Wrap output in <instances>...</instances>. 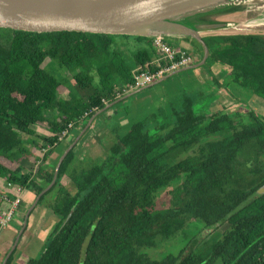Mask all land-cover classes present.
I'll return each instance as SVG.
<instances>
[{
	"label": "trees",
	"instance_id": "16d2710c",
	"mask_svg": "<svg viewBox=\"0 0 264 264\" xmlns=\"http://www.w3.org/2000/svg\"><path fill=\"white\" fill-rule=\"evenodd\" d=\"M204 40L211 61L224 66L232 83L264 100V36ZM152 41L0 29V178L39 195L53 179L58 160H48L69 125L86 123L85 113L102 109L104 98L114 100L119 85H134L137 73L154 70ZM46 59L72 74L82 97L59 98L69 80L42 68ZM193 105L185 98L173 125L158 132L147 121L124 136L113 130L116 142L103 158L86 155L83 161L71 150L48 192L57 190L48 207L58 221L42 252L24 264H264V194H258L264 186V117L248 111L238 121L221 112L205 124ZM44 124L50 135L34 137ZM217 134L227 136L209 139ZM28 145L49 148L37 158ZM185 153L191 154L179 160ZM30 161L37 163L36 173L24 172ZM193 221L212 236L225 226L221 239L194 237L178 256L161 261L145 253Z\"/></svg>",
	"mask_w": 264,
	"mask_h": 264
},
{
	"label": "water",
	"instance_id": "95a60500",
	"mask_svg": "<svg viewBox=\"0 0 264 264\" xmlns=\"http://www.w3.org/2000/svg\"><path fill=\"white\" fill-rule=\"evenodd\" d=\"M261 9L264 10V0H0V29L36 34L76 32L149 39H187L201 47L202 66L210 55L204 40L207 36H264V23L256 26L252 23ZM105 108L87 121L79 136L58 159L51 183L37 196L26 213L15 242L2 264H7L18 248L29 215L37 203L56 184L63 161ZM59 146L61 143L56 150ZM259 193H264V188Z\"/></svg>",
	"mask_w": 264,
	"mask_h": 264
},
{
	"label": "crops",
	"instance_id": "0c3cea01",
	"mask_svg": "<svg viewBox=\"0 0 264 264\" xmlns=\"http://www.w3.org/2000/svg\"><path fill=\"white\" fill-rule=\"evenodd\" d=\"M172 42H173L172 43L173 45L185 51L192 52V51L197 50V46H195L194 42L191 40L175 38V39H172ZM155 55L153 53L152 58ZM212 72L214 74V78L218 81L224 79L226 76L224 75V73L222 72V70L220 69L218 65H215L212 68ZM179 74H182V78L184 79L185 91L180 92L182 96L185 94L186 95L188 94L191 97H196L197 94L199 93H204V94L209 93L210 89L208 87V82L211 80V76L209 75L206 69L199 68L193 71L180 72ZM179 74L168 75L165 78L160 79L157 82L149 85L145 89H138V90L123 89V93L121 94V96L117 98L116 100H113L109 104V106L105 108L103 113H101L99 116L95 118L90 128L92 130L91 132L96 131V135H99L100 137H103V138L112 137L113 130L117 128L120 130H125L131 126V123L135 124V123L142 122V121H147V120L149 121L153 119V117H156V118L162 117L163 114H165L167 117L170 116L171 118L172 111L174 109H178V107L180 106V104L178 105L180 100L174 99L176 92L173 88V82H175V77H177ZM190 78L191 80L189 82ZM153 88H161L165 95L163 103H161L160 100H158V103L156 104V106L154 105L155 101H154L153 96H151L150 93H148L149 91L153 90ZM194 91H197V92H194ZM221 94H224V97L228 96L227 91H223ZM229 100L231 101V104L236 103V101L233 102L231 99ZM127 101H129V103H127ZM225 103L226 101L224 100L223 96L221 97L219 96V99L214 101L211 109L213 110L219 107L220 108L225 107L224 106ZM132 118L135 120L131 121ZM136 120H139V121H136ZM93 128H95V130H93ZM91 132L88 134L92 136L93 133ZM86 135H84L83 137H88V135L87 136ZM23 138L24 140L27 139L25 137ZM72 139L73 138L70 137V139L67 142L63 141L61 143V146H59L57 150L55 151V153H53L50 156L48 160V163L50 165H54L57 162V160L60 158L59 153L64 152L67 149V147L72 144L71 142ZM37 142L39 143V145H43V143H40L42 142L41 140H38ZM27 147L30 149V151L35 157L37 158L42 157V154L40 153V151L42 150H40V148H35L32 145H28ZM74 153L77 154L76 151H74ZM27 163H31V161ZM28 165L26 166L27 169H24V172L28 170V167H30ZM32 170L34 172L36 169H32ZM7 185L8 183L6 179L0 178V193L2 191H5V192L10 191ZM24 196H23L24 201L20 209L23 217L15 220L14 223H15L16 229L11 230L12 234L8 233L0 237V258L6 256L7 250L9 249L11 244H14L13 243L14 239L22 227L26 213L28 212V210L30 209V207L33 205L34 201H36V198H37V196L34 195L33 192H30V191H25ZM51 216H53V214L51 213L47 205L42 204V203L37 205L29 216L26 232L21 237L18 247L21 246L22 243H23L22 246L26 247L27 245H29V247H31L30 244L32 240L33 241L37 240L41 238V236L43 235L45 231L47 230L50 231L51 227L46 222V219L50 218ZM49 231L47 232L49 233ZM42 246L43 244L41 245V247ZM18 256H21V255H18ZM15 262H16V259L14 258V261L12 264H15Z\"/></svg>",
	"mask_w": 264,
	"mask_h": 264
},
{
	"label": "rangeland",
	"instance_id": "374dc122",
	"mask_svg": "<svg viewBox=\"0 0 264 264\" xmlns=\"http://www.w3.org/2000/svg\"><path fill=\"white\" fill-rule=\"evenodd\" d=\"M263 12H264V10L261 9L260 13H258V15L256 17H254V18H256L255 20L262 19V21H264V13ZM254 16H255V13H254ZM116 39H117V41L121 40L120 37H117ZM130 41H132V39ZM168 42L173 43L171 39H168ZM120 44L122 46L120 45L119 48L122 51L126 52L125 45L123 43H120ZM194 44H195V46L200 48V46L197 43L194 42ZM173 46L176 47L175 45H173ZM49 63H50V60L46 59L45 62L42 64V68L51 69L55 73L60 74V76L54 74L55 76H57L59 78L65 77L69 80V88L66 89L65 91L61 92L59 95V98L65 99V100H70L74 96L75 97H79V96L82 97L83 93H81L78 90L76 83L73 80L72 74L69 72L63 73V72H61L60 69H58L57 65H51ZM190 80H191V78L189 79V82H190ZM226 85L229 86L228 89H229L230 93H232L234 96L239 98L243 103H245L248 107H250V109H252L256 113H258L260 116L264 117V100L263 99H261L257 96H254L250 91L243 89L236 84H233L231 79H228V81L226 82ZM118 87H119L118 88L119 91L123 90V88L120 85ZM125 87H126V85H125ZM173 88L177 94V95L175 94L174 99L175 100L179 99L180 101L183 100L186 94L182 96L180 93L182 91H185L184 79L182 78V74H179L177 77H175V82H173ZM118 90L115 91V94H119ZM194 92H197V91H194ZM148 93H150V95L153 96L154 101H155L154 102L155 106L158 103V100H160V102L163 103L165 95H164V92L161 88H153V90L149 91ZM85 95H88V94H85ZM85 95H84V97H85ZM85 98H87V97H85ZM225 98H226V96H225ZM127 103H129V101H127ZM245 104H244V106H246ZM233 105H234V103L231 104V101L228 100V102H226L224 105L227 107L224 110V112H226V110H227V113L228 112L229 113L235 112V114H237L239 111L236 112V110H235L236 108ZM230 108H234V109H230ZM239 109L241 110L242 108H239ZM163 115H165V114H163ZM160 119H162V117ZM134 120L135 119H133V118L131 119V121H134ZM151 120H150L151 121L150 122V124H151L150 129L151 130H158L159 129L158 124H156L153 121V119H151ZM136 121H139V120H136ZM86 124H87V122L85 123V125ZM132 124L133 123H131V125ZM84 127H85L84 124H81L79 127L71 129L69 134H67L65 136V137H68L65 139V142H67L70 139V137H72L73 139L71 142L73 143V141L76 139V137H78L79 134L81 133L79 131H82L84 129ZM35 129H36V134L34 137H48L50 135L48 132V129H47V124H44L43 126L37 125L35 127ZM129 129H130V127L127 128V131ZM89 130H90V132L92 131L91 129H89ZM89 130H87V132L85 133V135L87 134L88 137H86L85 140H83L82 143L77 145L75 148V151L77 153L76 154L77 158L82 159L83 161H84V156H86V155H89V156L91 155V157L93 156V158L106 156L105 154L107 152V149H108V147H110V143L108 141H106L105 138L100 137L99 135H96V131L91 132V133H93V135L91 136L90 134H88V133H90ZM93 130H95V128H93ZM89 135H90V137H89ZM226 136H227V134H217V135L211 136L209 139L210 140H217L221 137H226ZM22 137H28V136L23 135ZM40 143H42V142H40ZM40 153L43 155L44 151L42 150V151H40ZM189 154H191V153L182 154L178 159L182 160L183 158H185ZM25 164H26V166L29 164L28 166H30V167H28V170L36 169V166H37L36 165L37 163L34 164L32 162L31 163H25ZM25 169H27V167H25ZM67 181H68V179H64L63 182L67 183ZM8 186L9 185H7V187ZM67 187L70 190H73L72 186L70 185L69 182H68ZM25 191L26 190H24V192ZM4 193H6V192L2 191L0 194H4ZM56 196H57V190H53L50 193H46L45 198L42 201V204H45L48 206L49 203H51L55 199ZM23 201H24V199H23ZM23 201H22V203H23ZM21 217H23V215L21 214V210H20V213L17 214V219H19ZM57 221H58V219H56V217H54V215L51 216L50 218L46 219V222L51 227L50 231L49 230H47V231L51 232ZM14 222L15 221H13V223H11V224L9 222L7 227L2 228V231H0V237L3 235H6L8 233L12 234L11 230L16 229ZM224 229H225V226H222V227L213 231V236H214L215 240L221 239V237H222L221 231H223ZM47 231H45L43 233L41 238L34 240V241L32 240V242L30 244L31 247H29V245H27L26 247L22 246L23 245V243H22L21 246L16 248L17 249L16 253H15L16 255L14 257L16 259L15 264H23L25 262V260H27L28 258H37L39 253L42 252L43 246H44V244H45V242L49 236V233ZM25 232L23 233V235L25 234ZM209 232H210V230L207 229L206 226L201 221H193L179 235H177L174 239H172L171 241L160 244L155 249H148L145 251V253L150 255L154 260H158V261H161L168 256H178L181 253V251L185 248V246H187V244L194 237H199L200 241H202L203 239L208 240V239L212 238L213 236L209 235L208 234ZM15 239H16V237H15ZM15 239H14V242H15ZM42 244H43V246L41 247ZM12 245L13 244H11V246L9 247L7 252L10 250ZM18 255H21V256H18ZM4 257L0 258V264H2Z\"/></svg>",
	"mask_w": 264,
	"mask_h": 264
},
{
	"label": "flooded vegetation",
	"instance_id": "af4514ba",
	"mask_svg": "<svg viewBox=\"0 0 264 264\" xmlns=\"http://www.w3.org/2000/svg\"><path fill=\"white\" fill-rule=\"evenodd\" d=\"M166 41L168 42V39H166ZM153 42V41H152ZM168 44L169 45H171V46H173V44L171 43V42H168ZM208 48H209V46H208ZM185 51V50H184ZM209 51H210V48H209ZM187 54H188V59H189V61H188V63H186L185 65H183V66H180V67H178L176 70H174V71H171V72H169V73H165L161 78H159V79H156V80H153L152 82H150V83H148L146 86H144V87H141V88H147L149 85H151V84H153V83H155V82H157L158 80H160V79H163V78H165L166 76H168V75H175V74H179L180 72H185V71H193V70H196V69H199V68H204V69H206L207 71H208V73H209V75L211 76V80L208 82V87H209V89H210V91H209V93H207V94H204V93H199V94H197V96L196 97H191L190 95H185V97H184V99L183 100H181L179 103H178V105L180 104V106L178 107V109H174L173 111H172V116H171V118H170V116L169 117H167L166 115H163L162 116V119H160L161 117H158V118H156V117H153V121L156 123V124H158V127H159V129L158 130H151L150 129V122L152 121H148L147 120V123H148V128L152 131V132H158L162 127H164L165 129L166 128H169V127H171L172 125H173V121H174V119H175V116H174V112H176V111H179L180 109H182V104H183V101L185 100V98H187V97H189V98H191L192 100H193V102H194V105H193V111H194V113L195 114H197V115H199V116H201V117H204V123L205 124H207L209 121H210V118L213 116V115H215V114H218V113H220V112H224V110L227 108L226 106L225 107H219V108H216V109H211V107L213 106V103H214V101L215 100H217V99H219V96L221 97V96H223V98H224V100L226 101V102H228V100L229 99H231L233 102L234 101H236V103H234L235 104V110H236V112H238L237 114H235V112H233V113H227V110H226V112L225 113H227V114H229L230 116H233L234 117V119H237L238 121L241 119V116L243 115V114H245L246 112H248V111H252V112H254V113H256L255 111H253L252 109H250V107H248L245 103H243L239 98H237L236 96H234L232 93H230V91H229V89H228V87L229 86H227L226 85V82L228 81V79H230V77H229V75H228V72H227V70L224 68V66L221 64V63H219V62H213V61H211V51H210V55H209V58L207 59V61H206V63L204 64V65H200V63H201V61H202V57H203V51H202V49H201V47L200 48H198L197 47V50L196 51H185ZM153 53H154V57L152 58V63H153V61H154V59H155V57L156 56H158L159 54H158V51H157V49L155 48V46H154V42H153ZM198 65H200V66H198ZM215 65H218L219 67H220V69L222 70V72L224 73V75H226L225 76V78L224 79H222V80H216L215 78H214V74H213V72H212V68L215 66ZM152 66L153 67H155L154 68V70L153 71H150V72H155L156 70H157V66H155V65H153L152 64ZM137 69L138 68H136L133 72L135 73L136 71H137ZM128 85H130V86H132L131 84H126V87H125V85H123V84H121L120 86L123 88V89H130V90H138V89H141V88H127V86ZM119 88V87H118ZM119 91V90H118ZM223 91H227V93H228V96H226V98L224 97V94H221ZM123 93V90H120L119 91V94H116V96H115V99L114 100H116L117 98H119L120 96H121V94ZM254 95V94H253ZM254 96H256V95H254ZM258 97V96H257ZM260 98V97H259ZM262 99V98H261ZM113 100H107V99H103L102 100V102L104 103V107L102 108V109H104L105 107H107L111 102H112ZM244 104L246 105V106H244ZM234 106V105H233ZM241 106V107H240ZM239 108H242L241 110L239 109ZM102 109H100V110H102ZM230 109H234V108H230ZM98 108H94V111H90V112H87V113H85V115L83 116V118H82V120L83 121H85L86 119H88V120H90L98 111H100ZM232 111V110H231ZM92 112H95L94 114H93V116L91 117V118H89V116H90V114L92 113ZM257 115H259L258 113H256ZM209 120V121H208ZM136 124V123H135ZM134 125V124H133ZM154 125V124H153ZM132 126V125H131ZM70 132V131H69ZM126 132H127V129H125V130H120V132H119V135H121V136H124L125 134H126ZM85 138L86 137H82L80 140H79V142H78V144L77 145H79V144H81L82 143V141L83 140H85ZM116 138H117V136L115 135V133L114 134H112V137H105V139H106V141H108L109 143H110V147H108V149H107V152H108V150L113 146V144L116 142ZM64 139H66V137L64 138ZM64 140H62L61 141V143L63 142ZM73 151H75V149L73 150ZM107 152H106V154L105 155H107ZM75 154V153H74ZM86 154V153H85ZM76 155V154H75ZM91 156V155H90ZM77 157V156H76ZM85 157V156H84ZM93 157V156H92ZM105 157V156H104ZM95 158V157H94ZM103 158V157H102ZM79 160H82V159H79ZM37 167H38V165H37ZM37 167H36V170L34 171V173H36V171H37ZM46 188V187H45ZM44 188V189H45ZM262 188H264V186H262L259 190H258V194H260V195H263L264 193H259V191L262 189ZM43 189V190H44ZM38 196V195H37ZM37 199V198H36ZM42 202H38L37 203V205H39V204H41ZM36 205V206H37ZM35 206V207H36ZM49 208V207H48ZM31 209V208H30ZM17 213H20V210H19V212H17ZM30 216V215H29ZM55 217V216H54ZM15 220H17V215L15 216V218L13 219V221H15ZM13 221L11 222V223H13ZM10 223V224H11ZM27 229V228H26ZM26 231V230H25ZM222 232V231H221ZM50 233V232H49ZM16 255V254H15ZM24 264V263H23Z\"/></svg>",
	"mask_w": 264,
	"mask_h": 264
},
{
	"label": "built area",
	"instance_id": "2783aa9c",
	"mask_svg": "<svg viewBox=\"0 0 264 264\" xmlns=\"http://www.w3.org/2000/svg\"><path fill=\"white\" fill-rule=\"evenodd\" d=\"M154 46L158 51V56L155 57L153 65L157 66L155 72L150 71H141L137 73L134 77L135 84L127 88H141L146 86L148 83L153 80L161 78L165 73L176 70L178 67L188 63V54L178 48L168 44L166 38H155L153 39ZM94 111V110H93ZM73 129L72 125H69V129L62 133L59 137L60 142L64 140L65 136L69 131ZM46 149L49 146H45ZM9 192L0 194V226L5 228L8 226V223L12 222L15 216L18 214L22 206L24 189L19 186H13L8 183Z\"/></svg>",
	"mask_w": 264,
	"mask_h": 264
},
{
	"label": "bare ground",
	"instance_id": "6f19581e",
	"mask_svg": "<svg viewBox=\"0 0 264 264\" xmlns=\"http://www.w3.org/2000/svg\"><path fill=\"white\" fill-rule=\"evenodd\" d=\"M252 23H253V26H256V25H262L264 23V21H262V19H257L255 21H253Z\"/></svg>",
	"mask_w": 264,
	"mask_h": 264
}]
</instances>
